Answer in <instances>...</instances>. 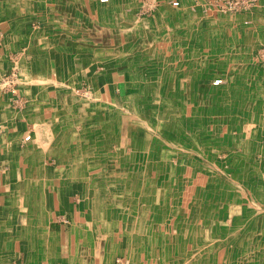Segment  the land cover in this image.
<instances>
[{
	"label": "rangeland",
	"instance_id": "obj_1",
	"mask_svg": "<svg viewBox=\"0 0 264 264\" xmlns=\"http://www.w3.org/2000/svg\"><path fill=\"white\" fill-rule=\"evenodd\" d=\"M85 1L88 0H33L43 5L44 10L39 7L34 12L24 11L22 32L18 24L6 17L8 7H2L0 17L8 20L7 28L13 34L9 37L5 29L0 34V55L5 59V69H0V86L7 80L0 87V125H6L11 133L19 129L20 137L28 139L26 142L22 138L18 147L15 143L0 145V157L11 168L10 183L4 176L0 186V206L3 189L14 188L12 181L17 176L14 172L20 170L15 167L18 160L28 162L26 156L30 161L42 157L50 169L55 168L48 162L51 157L47 150L39 155L31 149L38 148L34 141L36 126L44 128L39 133L45 136L47 127L56 125L51 123L54 122L51 108L55 107L52 96L44 92L51 85L46 82L40 87L21 80L18 85L16 75L25 65L47 81L52 75L65 81L66 85L57 88L71 98L63 99L56 109L61 119L59 130L64 134L72 131L76 138L83 121L86 128H92L89 122L92 117H83L82 113L104 114L105 108L110 107L111 102L96 105L90 94L91 85L96 83L101 97H105L104 82L109 79L113 98H106L115 99L117 112L128 115L125 123L132 124L134 120V126L140 128L133 133L131 143L118 149L125 155L122 163L132 171H139L128 178L132 183L99 182L101 187L96 188L99 198L104 200L103 208L111 210L106 215L113 225L112 236L101 237L102 218L94 227H86L90 233L87 240L73 227L81 207L78 198L87 192L75 181L66 185L72 191L68 189L66 196L54 200L53 216L48 221L42 210L35 213L21 198H14L13 223L23 226L35 222L47 227L50 223L48 231L54 235L49 241L43 242L41 237L39 242L34 241L37 254L33 262L26 261L29 248L23 247L24 243L15 248V241L8 245L0 243V255L7 256L8 264H264V0H118L117 13L121 18L114 14L97 17ZM174 2L178 5L174 6ZM35 13H43L46 24L29 21ZM116 19L117 27L111 25ZM2 24L4 21L0 20V27ZM127 25H132L130 34L119 29ZM112 29L116 30L113 46L108 44L109 36L100 45L101 33ZM121 34L125 38L121 39ZM56 42L60 47H55ZM53 51L62 54L60 62L52 57L36 60ZM118 58L132 63L131 68L126 63L117 65ZM12 65L18 69H12ZM33 90L41 94H32ZM150 90L158 100V117L167 112L174 118L168 122L182 126L183 134L177 128L176 133L170 129L173 127L167 128L162 118L153 123L143 122L140 127L135 120L138 116L135 108L142 111L147 103L148 109ZM173 97L183 111L176 112ZM117 109L113 108L114 114L106 120H95L97 131L113 128L112 123L118 122ZM110 129L109 133L113 131ZM66 142L67 137L63 144ZM190 144L198 146L193 149ZM6 146L8 158L3 155ZM14 148L18 149L15 153ZM116 165L106 167L121 169ZM142 173L146 186L143 195L139 191ZM123 196L124 201L119 199ZM133 206L137 214L128 221ZM236 208L247 211L249 217L237 218L233 214ZM21 209L20 214L15 211ZM94 213L97 218L99 212ZM2 219L0 215V222ZM113 236L117 239H112ZM203 237L207 244L201 241ZM68 245L71 251L67 250ZM62 251L71 252L70 259L74 260L69 255L60 256Z\"/></svg>",
	"mask_w": 264,
	"mask_h": 264
},
{
	"label": "bare ground",
	"instance_id": "obj_2",
	"mask_svg": "<svg viewBox=\"0 0 264 264\" xmlns=\"http://www.w3.org/2000/svg\"><path fill=\"white\" fill-rule=\"evenodd\" d=\"M104 1L105 0H88V1H85V2L88 5L89 9L91 10L92 14H94L97 17L98 16H103V18H105L104 16L106 14H110V15L114 14L116 16V18H118L119 16H118L117 10L120 8L118 0H106L107 2H105V3H104ZM6 2L7 3L8 2L14 3L13 0L12 1H7L6 0ZM24 3L27 4V6L26 7H22V8H17V10H16V7H9L8 6V10H7V14H6L7 18H17L18 19V20H16L17 22H14L13 24L14 25L18 24V28H20L21 32H22V26L20 24L23 23V19L26 16H24L23 19H19V16L22 15L23 12L26 11V10L28 12H30L31 7H33V8L36 7V4H33V5L31 4V3H33V0H24ZM2 4H3V1H2ZM15 4H16V2H15ZM110 6H114L116 10L115 9L112 10V8H110ZM110 9H111V11H109ZM0 11H2V7L1 6H0ZM40 15L43 16V13H40ZM114 15H112L111 18H114L113 17ZM119 18H121V17H119ZM27 22H28V20H27ZM43 23L44 22L42 20V24ZM44 24H46V23H44ZM111 25H115V27H117V19H116V21L112 22ZM131 26L127 25V27L126 26L124 28H120L119 27V29L124 30L123 32H127L128 34H130L131 30H132ZM15 27L17 28V25ZM133 27H134V25H133ZM14 32H15V36H16V34H17L16 30ZM34 32H35V30H34ZM115 32H116V30H114V29H112L110 31H107L106 33H105V31H103V33H101V36H102L101 42L102 43L100 45L104 44L106 42V36H109L110 41H109L108 44L113 46L112 44H114V34H115ZM123 32H122V34H123ZM10 33H12V32H10ZM99 33H100V31L99 32L97 31V34H99ZM21 34L23 35V33H21ZM70 34H71V32H70ZM118 34H119V32H118ZM122 34L119 36V37H121V39L125 38V36L123 37ZM124 34H126V33H124ZM145 43H146V41H145ZM55 44H56L55 47L60 45L57 42ZM29 45H31V44H29ZM38 45H40V44H38ZM18 49L19 48H17V50ZM46 50H48V49H46ZM77 50H78V48H77ZM123 54H124V51H123ZM40 55H42V54H40ZM43 57H45V58L52 57L56 62H60L62 60V58H63L62 54L59 51H53L51 53L46 54L45 56H38L36 60H39V59H41ZM3 60H5L4 57L0 55V65H1L0 69L1 70L5 69L4 68L5 64H4ZM69 61H70V56H67V63H69ZM26 62H29V60H26ZM114 62H115V60H114ZM115 63L117 65L120 64V63H126L129 68H131V65H132V63H130V62L124 60V59H120V58H118L117 62H115ZM14 66H17V65H14ZM73 67H74V65H73ZM11 68L15 69V70L18 69L17 67L16 68L13 67V65H12ZM104 68H106V67H104ZM134 68H135L134 70H136L135 66H134ZM41 69H40V71H41ZM16 76L18 77V79L16 80V83H18V85L22 84L21 81L24 84L28 83V84H33L34 86H40V87H41L42 84H45L46 82L49 83L51 85V87H49V91H44V92H47V93L51 94V96H52V107H54V106L56 107V108L54 107V109L51 108L52 112H53L51 117H52V119H54V122H51V123L52 124H56V125L47 127V131L48 132H47V134H45V136H43L44 134L42 135V134L39 133V130H40V128L42 126L41 127H39L40 125L36 126V128L34 130L35 132L34 131H32V132H34V137L36 136V140H34V141H36V143H37L36 145H38V148H37V150H34L33 147L31 148L34 152H37L39 155L43 154V151L47 150L46 151L47 155L51 157L48 162L53 163L55 168L54 169H50V167H49L50 164H46L45 161H43L41 159L42 157L41 158L40 157H35L34 159L31 158L32 161H30L29 160V156L28 157L26 156L24 159H28V162L30 161L29 163L27 161H21L20 162L18 160V162H19L18 167L20 169V174L15 176L14 180L12 181V184L14 185V188H11V187L4 188L3 189V194H2L3 200L1 201L2 204L0 206V215L3 217V219L0 222V225L2 227L0 229V243H1V245H3V243H6V245H8L9 243H11V241L13 242L17 238L18 240H20V242L25 244L26 248H29V256H28L26 261L29 260V263H30V262H33L32 259H33L34 254H37V253H35V251L37 250L36 249L37 243H35V242H39L40 237H41V239H43V242H45V240L49 241V240H51L53 238L54 234H50V232H47V231L45 232L44 231V228H48L50 225H48V227H47V225L39 226L37 223H35V222L33 223L32 222V224L26 223V224H23V226H22V225H19L17 223L16 224L13 223L12 222L13 221V218H12V215H13V212H12V201H13V199L14 198H21V200L24 202V204L26 206H28V205L32 206L31 210H35L36 211L35 213H37L39 210H42V214H44V215L49 217V218H47V221H48V220L52 219V216H53V215L49 216L48 213H50V211L53 210V202H54V200L55 199H62L64 196H66L65 193H66V191L68 189H69L68 191H72V189L69 188V187L66 189V185H70V184H72L73 182L76 181L77 184L79 183L80 187L82 185L83 189H85L87 192H84L83 196L78 198L79 199V205L81 204V207H80V210L76 213V218H75L76 221H75V223L73 222L74 223L73 227H75L76 229H79V231L82 232L83 236L87 240L89 238V235H90V233H88L87 228L94 227V225L97 222V220L102 218L103 222H100V224H99L100 225L99 228L102 227V230L101 231L99 229H97V230H99V232L101 233V237L108 238L109 235L112 236L111 232L113 231V228H112L113 225H111L109 223V219H108L109 217H107V215H106V211H111V210H108L109 209L108 207H107V209L103 208L104 207V205H103L104 200H103V198H99V193L97 192L96 188L98 186H99V188L101 187L99 185V182L101 184L103 182H109V181L110 182L111 181H113V182L120 181L121 183L128 182L127 184L132 183V182H129L128 178L130 176H132L134 172H138L139 170L138 171H134V170L132 171V170H130V168L125 166V163H122V161L124 159L123 157L125 155L123 154L122 151H118V149H119V146H121L122 144L131 143L133 133L135 131H138L140 128L134 126V120H132V124H130L129 122L128 123L124 122L125 119L128 120V115H126L125 112L124 113H118L117 112L118 111L117 105H116L117 102L115 101V99H112L113 97H112V94H111L114 90L111 92V90H112V88L110 89L111 82H108V80H109L108 79V80H105V82H104V84H105V86H104L105 87V95H106V96L104 95L105 97H101L102 95L99 93V91H98L99 89H97L96 83H93L94 86L91 85L90 94H92L94 96L93 99L95 100L96 105H99L101 107L102 103L108 104V102H111L110 107L109 108H105L104 114H103V112L102 113L98 112L99 114H96V115H94V114L87 115V112L82 113L83 117H87L88 118L90 116V117L93 118V119L90 118L92 121H89L90 125L92 126V128L90 130L88 128H86V126L84 125L86 122L84 123V121H83L81 123L82 125H79V133H78L79 136H78V138L75 137L74 132H72V131H70L67 134H64V133H62L63 131L59 130V122L58 121H59L60 118L58 119V114L59 113H56V109L60 108L59 103H61L63 99H68L69 97L71 98L70 94L67 95V96H64L65 92H64V90H62V88H60V89L57 88L59 86L61 87V86L66 85L65 81L62 80L61 78H59V75H57V76L52 75L53 76L52 79H48V81H47L40 74H36V72H30L29 68L26 65L24 67H22L21 70L19 71V76L18 75H16ZM111 79L112 78H110V80ZM113 80L115 82L116 78L113 79ZM5 82H7V80H4L3 85H1L0 87H3L6 84ZM33 85H32V87H33ZM67 87H69V86H67ZM118 88H119V86H118ZM80 89H79V91H80ZM123 89H125V88H123ZM197 89L198 90L200 89V92H201L202 88H200V86L198 85ZM0 90H1V88H0ZM33 92L34 93H32V94H39V95L41 94V92H39L37 90H33ZM83 92H84V90H83ZM147 92H149V91H147ZM74 93H76V92H74ZM152 94H153V91L150 90L148 95L152 99L149 98L150 101L148 102V105H147L148 109L145 108L147 103L143 107L142 111H141L140 107H136L135 106L136 107L135 108V113L138 114V116H135V120L139 121L140 127H143V124L145 122H150V123L152 122L153 123L156 119L162 118L167 128L173 127V128H170V129H174L175 130V131H173L174 133L177 132V129H178L179 133H182V129H181L182 126H177L178 123L175 125V124H170L168 122V120L174 119V118H171V116L169 114H167V112L164 113L163 115H161L160 117H158V115H159L158 114V112H159V110H158V100H156L152 96ZM86 95H87V93H85V96ZM108 96H110L112 98H110V99L106 98ZM172 99H173L174 103L176 104V112H179V110L183 111L182 105H179L177 107V103H176L178 101L177 98H176V100H175V97H173ZM77 102H78V100H77ZM113 108L117 109L115 114H117V118H118V122H113L112 123V120L109 122V123L113 124V128H111V129L108 128V129L113 130V131L110 132V133L108 132V129L97 131L96 125L98 123L95 122V120H97V119L106 120V118L110 117L111 114H114L113 113V111H114ZM73 110H75V109H73ZM100 110H101V108H100ZM121 111H123V110H121ZM84 119H86V118H84ZM191 120H193V118ZM66 123H68V122H66ZM155 124H158V123H155ZM41 129H44V128L42 127ZM45 129H46V127H45ZM163 134H165V132ZM65 137H67V142L65 144H63L64 141H65ZM27 139H23V140L26 141ZM34 141L31 140L30 142L34 143ZM173 142L175 143L176 141H173ZM72 143L74 145H72ZM8 146H6V148L4 149L5 152L3 153L4 157H6V158H8V152H9V147ZM158 146H160V145H158ZM189 146H191V147L193 146L194 147L193 149H195L198 145L197 144H190ZM45 147H47V148H45ZM113 149H114L115 153H113ZM17 150H18L17 148H14L12 150V152L15 153V152H17ZM34 152H33V154H34ZM180 154L182 155V152H180ZM71 160H72V162H71ZM107 165H110L111 167L113 165H116L115 167H118V168H121V169H119V170L118 169L117 170H110L108 167H106ZM105 167H106V169L104 170ZM69 168H71V169H69ZM123 168H125V169H123ZM142 177H143V181H142L143 183H141V186H140V189H139V191H142L141 195H143V192L145 193V188H146V186L144 185V180H145L144 179L145 178L144 173H142ZM137 183H138V181H137ZM134 187H135V185H134ZM16 188L19 189L18 192L15 191ZM90 189H91V191H89ZM124 197L125 196L119 197V199L124 201L123 200ZM131 202H134V199H132ZM233 202L235 203V200H233ZM135 208L136 207L133 206V208L131 209V211H130L131 212V214H130L131 217H129V219H127L128 221L129 220H133L134 213L137 214V212L134 211ZM119 209H120V207H119ZM15 211L20 214L22 212V209L19 210V211L18 210H15ZM95 211L99 212V216L97 218H96V216L98 214L94 213ZM233 214L237 218H239V215L240 216L243 215L242 217L246 216L245 219L247 217H249V215H247L248 214L247 211H246V213H245L244 210L239 211V208H236L235 212ZM26 215L27 214H25V218L28 219L29 216L28 215L26 216ZM82 216H83V219H81ZM91 216H94V218H92L93 220L86 223L85 221L88 218L91 219ZM22 220L23 219L21 218V221ZM48 224H50V223H48ZM182 226L185 227V224L182 223ZM37 234H39V235H37ZM102 234H106V235L104 236ZM112 239H117V238L115 236H113ZM201 241H203V244H207V239L205 237H203ZM82 242L84 243V240ZM67 250L71 251L70 245H68ZM68 251H62L60 256H68L69 255L68 258L70 259V256L72 254H71V252H68ZM8 254H10V253H8ZM130 257L131 258L132 257L135 258L137 256H135V255L131 256L130 255ZM70 260H74V258H71ZM6 262H7V264L9 262V259L7 258V256L6 255H0V264L1 263L2 264H6ZM207 262H210V261H207ZM205 264H208V263H205Z\"/></svg>",
	"mask_w": 264,
	"mask_h": 264
},
{
	"label": "crops",
	"instance_id": "obj_3",
	"mask_svg": "<svg viewBox=\"0 0 264 264\" xmlns=\"http://www.w3.org/2000/svg\"><path fill=\"white\" fill-rule=\"evenodd\" d=\"M3 1V4L1 5V7H16V10H17V8H22V7H26L27 6V4H25L24 3V0L22 1V0H13L14 1V3H12V2H6V0H2ZM2 1H0V3H2ZM7 1H12V0H7ZM5 2V3H4ZM15 2H16V4H15ZM12 4V5H11ZM32 5L33 4H36V3H31ZM18 6V7H17ZM39 7H41V9L42 10H44L42 7H43V5H41V4H36V7H31V9H30V12H34V10L36 9V8H39ZM1 12V11H0ZM3 18V16L2 17H0V20H2V21H4V24H2V27H0V34H2L3 33V31H2V29H5V30H7L8 32H9V30H8V28H7V23H6V21H8V20H6L5 21V19L3 20L2 19ZM15 19V20H14ZM19 19H23L22 18V15H20L19 16ZM28 19H30L29 21H31V20H33L34 19V22H36L38 25H41L42 24V20H43V16H41L40 15V13H35V15H33V17L32 18H28ZM10 20L11 21H13V23L14 22H17L16 20H18L17 18H10ZM10 33V32H9ZM12 34H13V32L12 33H10V35H9V37H11L12 36ZM14 34H15V32H14ZM118 70V69H117ZM116 81V80H115ZM116 83V82H115ZM5 122H6V120H5ZM2 126V127H1ZM18 131L16 132H12L11 133V129L10 128H7L6 127V125H4L3 123L0 125V145L1 144H3V145H5L6 143H9V144H14L16 147H18V145H19V142H20V140H22V138L23 139H27V138H25V137H23L24 135H22V137H20L21 136V132L19 131V129H17ZM21 138V139H20ZM3 139V140H2ZM12 157L13 158H16V156L14 155H12ZM15 162H16V160H14ZM46 163V162H45ZM6 166H8V161H5V160H3V158L2 157H0V168H2L3 169V167H5V168H7ZM16 168H18V166L16 165L15 166ZM7 170V171H6ZM17 173V175L20 173V170L18 171V170H16L15 172H14V174H16ZM10 174H11V169L10 168H7V169H5V170H2V171H0V186L2 185V182H3V177L5 176L6 177V182L8 181L9 183H10ZM14 180V179H13ZM53 212V211H52ZM52 212L50 211V213H48V215L49 216H51L52 215ZM48 225H51V224H48ZM49 228H51V226H49L48 228H44V230H46L47 232H49L48 230H49ZM54 234V233H53ZM15 241V248H17L18 247V249L20 248V245H23L22 244V242H20V240H18L17 238H16V240H14ZM17 241V242H16ZM6 245V243H3V245ZM10 244V243H9ZM25 246V244L23 245V247ZM24 254V253H23Z\"/></svg>",
	"mask_w": 264,
	"mask_h": 264
},
{
	"label": "built area",
	"instance_id": "obj_4",
	"mask_svg": "<svg viewBox=\"0 0 264 264\" xmlns=\"http://www.w3.org/2000/svg\"><path fill=\"white\" fill-rule=\"evenodd\" d=\"M173 4H174V6H177V5H178V3H177V2H174Z\"/></svg>",
	"mask_w": 264,
	"mask_h": 264
}]
</instances>
